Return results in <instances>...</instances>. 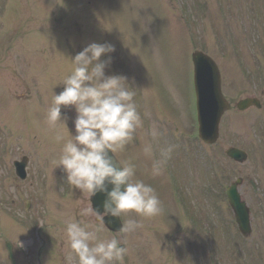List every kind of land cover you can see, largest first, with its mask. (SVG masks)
Listing matches in <instances>:
<instances>
[{"label":"rangeland","instance_id":"obj_1","mask_svg":"<svg viewBox=\"0 0 264 264\" xmlns=\"http://www.w3.org/2000/svg\"><path fill=\"white\" fill-rule=\"evenodd\" d=\"M87 1L0 0V262L66 264L71 249L65 222L80 220L81 210L92 206L89 194L68 184L67 174L55 168L64 143L56 141L57 131L65 139L75 135V109L62 106L71 133L63 123L50 127L46 114L54 92L63 91L61 82L74 67L72 58L92 42H108L115 51L106 75L127 79L123 83L135 92L142 121L116 154L135 166L134 180L156 190L162 211L153 217L122 214L124 224L134 219L142 227L108 233L103 225L98 238L115 236L126 243L122 264H264V0ZM197 49L217 60L223 90L233 103L220 125L219 141L209 147L196 139L192 111V54ZM246 96L258 97L262 108L237 110L235 103ZM153 128L159 133L155 138L150 135ZM146 144L153 145L151 155L143 151ZM169 145L174 146L171 158L154 176L153 162ZM231 145L249 153L247 162L227 159L225 150ZM24 155L30 159L28 178L21 180L13 162ZM184 169L189 175L183 174L178 199L170 172L176 177ZM213 172L216 180L209 178ZM239 176L245 179L240 190L253 211L254 231L245 239L227 198L218 197ZM182 193L198 208V217L210 212L220 220L218 228L210 225L218 231L216 240L202 234L192 243L194 224ZM26 200L32 202L28 210ZM83 220L93 227L99 224L95 212ZM36 222L49 225L44 239H58V259L52 254L44 255L42 263L29 258ZM41 224L35 226L36 236ZM25 232L30 235L21 241L18 236ZM5 233L16 241L13 261Z\"/></svg>","mask_w":264,"mask_h":264},{"label":"clouds","instance_id":"obj_2","mask_svg":"<svg viewBox=\"0 0 264 264\" xmlns=\"http://www.w3.org/2000/svg\"><path fill=\"white\" fill-rule=\"evenodd\" d=\"M114 51L115 46L111 43L92 42L77 53L72 58V71L61 82L63 91L54 92L46 114L50 127L56 128L58 123L67 126L62 106L74 107L75 135L68 126L70 139L57 131L56 141L64 143L55 168L61 167L67 174V183L89 194L90 198L99 192L106 195L103 212L93 207L85 208L80 212V220L65 222L66 243L71 249L65 256L66 264H114L116 261L122 264L126 247H121L115 236L110 240L97 236L104 230V218L121 217L130 211L153 217L162 211L156 190L142 180H134L135 166L125 163L116 154L117 149H122L132 139L142 121L134 101L135 92L123 83L127 79L121 75H106ZM102 56L107 59L102 60ZM150 135L155 138L159 133L153 128ZM173 148L169 145L159 150V159L152 165L154 176L162 173ZM143 151L145 155H151L153 145L146 144ZM93 212L99 220L95 227L83 220ZM138 227L142 225L129 219L120 231L129 233Z\"/></svg>","mask_w":264,"mask_h":264},{"label":"water","instance_id":"obj_3","mask_svg":"<svg viewBox=\"0 0 264 264\" xmlns=\"http://www.w3.org/2000/svg\"><path fill=\"white\" fill-rule=\"evenodd\" d=\"M195 68H196V93H197V109L200 120V136L209 143H214L219 137V124L223 113L230 108L229 103L224 98L221 92V75L216 66V63L206 54L197 51L193 55ZM256 103L257 100L246 99L238 103L239 108L244 109L248 105ZM111 154V153H110ZM227 154L238 160L243 161L246 159V154L237 148H230ZM18 171L20 169L21 175L26 176L23 168L26 161L16 163ZM241 180L233 183L228 188V196L230 203L235 210L236 219L239 222L240 228L245 234L250 231L248 209L245 202L241 200V196L236 188ZM109 185V190H111ZM105 193L99 192L92 196L94 208L99 212H103V203L105 201ZM105 223L110 229L118 231L122 228V223L119 217L106 216Z\"/></svg>","mask_w":264,"mask_h":264}]
</instances>
